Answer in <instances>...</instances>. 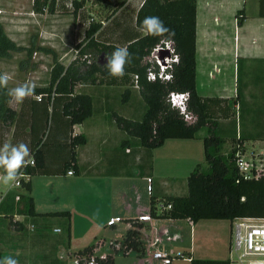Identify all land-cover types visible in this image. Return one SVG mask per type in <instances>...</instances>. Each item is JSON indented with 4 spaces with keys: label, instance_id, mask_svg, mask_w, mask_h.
Instances as JSON below:
<instances>
[{
    "label": "trees",
    "instance_id": "1",
    "mask_svg": "<svg viewBox=\"0 0 264 264\" xmlns=\"http://www.w3.org/2000/svg\"><path fill=\"white\" fill-rule=\"evenodd\" d=\"M86 1L94 4H111L112 0H71L72 7L60 4L63 14H71L82 26L85 23L83 12ZM69 2V0H68ZM196 2L197 0H144L135 19L125 23L127 28L123 44H106L98 41L100 24H90L85 31V47H94L98 54H109L117 47H127L134 59L126 65L122 78L111 77L104 66L91 63L84 72L73 62L64 68L58 62L53 50L39 47V51L51 55L53 68L49 85L35 88L33 96L25 98L18 110L9 103L7 89H0V146L10 135L11 143H25L30 156L19 174L28 176L20 180V186L27 193H7L0 200V258L12 256L19 264H68L59 256L60 250L70 249L71 222L69 212L37 213L33 198L30 197L29 179L44 175V164L52 149L58 148L57 156L68 150L64 171L78 172L75 149L86 143L83 135H73V127L92 116V99L89 95L74 94L77 85H103L114 83L129 84L130 77H137L136 85L146 111L140 121H133L114 115L118 129L127 135L121 147L131 146L129 139L137 141V146L147 150L161 147L167 140H193L197 133L206 128L203 141L206 169L198 165L187 177L186 196H165L159 200L150 195L148 215L151 219L184 220L193 223L201 220L232 222L235 219H264V169L258 177L243 179L236 166V153L240 151V138L231 140L230 152L224 153L225 140L216 133V120L234 116L233 100L201 97L196 92ZM123 3L118 6L121 7ZM59 5L56 0H33L32 12L54 14ZM240 12L237 13V17ZM146 16H157L169 32L159 36L143 34L140 25ZM113 17H107L108 21ZM113 21V19L111 20ZM172 42L178 62L167 71L170 79L149 77L151 66L147 57L158 45ZM28 50V54H31ZM24 51L6 35L0 22V59H8L13 53ZM82 49L80 54L82 55ZM157 72V68L153 69ZM0 73H2L0 71ZM187 94L186 115L196 120L190 123L185 114L170 104V94ZM129 90L123 94L124 100ZM40 98V99H38ZM6 138V139H5ZM28 140V141H27ZM59 144L56 141H60ZM62 149V150H61ZM56 156V155H55ZM57 157H53L56 161ZM67 171V172H68ZM46 175V174H45ZM19 197V201H15ZM170 207V208H169ZM22 216L25 220H15ZM53 219L61 220L57 226L60 236L51 233ZM25 221V222H23ZM122 242V251H135L143 254L139 230L142 224L132 220ZM33 232H29V227ZM99 244H91L74 252L77 264H113L112 255L96 254ZM115 250V249H114ZM116 252V250H115ZM190 258V264H231L230 261L197 260Z\"/></svg>",
    "mask_w": 264,
    "mask_h": 264
},
{
    "label": "crops",
    "instance_id": "2",
    "mask_svg": "<svg viewBox=\"0 0 264 264\" xmlns=\"http://www.w3.org/2000/svg\"><path fill=\"white\" fill-rule=\"evenodd\" d=\"M143 1L112 0L111 4H94L99 14L108 13L107 17L113 15L108 21L106 20L107 17L99 21L101 25L99 33L102 32L104 35L106 44H123L122 38L126 39V31L133 30L132 25L127 28L125 23H131L135 19ZM87 2L89 1H86L85 4ZM63 3L67 4L68 0H56V4L59 6L55 12L59 11L60 4ZM121 3L123 5L119 7L118 5ZM238 12L240 14L237 17ZM44 15L46 16V14ZM44 15L40 14L39 17L43 18ZM112 19L113 21H111ZM195 45L197 94L205 98L233 100L235 102V105L232 106L233 117L216 120V133L223 136L225 144L240 138V151L242 153L244 151L243 154L249 159L262 156L260 162L264 164V0H197ZM129 81V84L118 82L94 86L77 85L75 87L74 94L83 93L91 97L93 109L91 117L73 127V135H83L86 138V143L75 149L78 172L67 175L68 170L64 171L63 166L68 158V150H63L62 154L57 156L59 149H52L50 157L44 164V175L29 179L31 184L30 197L33 198L35 211L42 214L54 213L36 210L35 196L40 191L36 190L34 179H43L46 181L44 184L69 183L71 192L75 187H78L79 193H82L80 187L82 183L88 184L90 188L84 194H80L81 198H78V201L88 205L92 201L89 190L97 188L102 192V200L106 206L104 211L107 209L104 212L106 217L102 220L104 222L102 227L91 232L93 240L89 245L97 242H101L103 245L105 242L104 248L102 249V245H99L96 252L103 251V256L112 255L113 264H118L119 260L123 261L121 264H158L152 260V253L155 251L164 252L167 255L181 252L185 257L196 259L197 248L195 246H198L199 243L212 239H217L220 242V236L209 239L206 234H201L200 223L205 220L193 223L188 219H151L148 215L149 205L148 207L139 206L137 199L133 200V197H129L134 194L136 188V185H133L136 181L135 178H137L135 176H140V180L145 177L148 178L150 194L153 196L151 175H154L155 171L154 150L148 154L147 149L137 146V141L134 139H129L132 142L131 146L125 149L121 147V143L127 139V135L117 128L113 116L118 115L126 119L129 116L110 111V102L115 97L114 94L123 95L126 90H129V96L125 100L123 98L122 101L126 104L131 102L135 95L133 90H137V88L131 78ZM60 142L61 140L56 141L57 144ZM201 142L199 140L197 146L193 142L191 145H187L199 153L203 146V144L201 146ZM164 145L165 142L159 148H163ZM181 150H183V156H180V153L176 157L174 154H167V160L174 158L177 161L186 162L187 165L193 163L192 160L196 162L195 157L191 160V155L189 154L188 157L184 149ZM145 156L151 160L146 167L150 166L151 175L147 176L142 175V171L132 169L137 168L138 162H141ZM53 157H57L56 161H53ZM259 164L257 163V165ZM76 175L80 178H75ZM41 183L40 181L39 186L42 187ZM122 199L126 202L123 203ZM130 199L133 201L132 203L129 201ZM56 205L58 207V204ZM113 214H122L123 217ZM117 217H119V222L110 225V220L112 218L117 219ZM132 220L142 224L139 232L144 248L143 254L135 251H128L127 253L122 251L123 238L126 232L131 229L130 221ZM257 221L264 224V219ZM121 222L123 223L120 224ZM229 223L231 224V222ZM218 225L210 226L216 229L219 227ZM54 229L57 227L52 229V233H54ZM54 234H61V231ZM91 237L89 238L91 239ZM228 249L227 258L197 260L230 261L233 264L234 258L230 253V244ZM182 262L190 264L187 259L180 262L175 260L172 264ZM72 264H75L74 261Z\"/></svg>",
    "mask_w": 264,
    "mask_h": 264
},
{
    "label": "rangeland",
    "instance_id": "3",
    "mask_svg": "<svg viewBox=\"0 0 264 264\" xmlns=\"http://www.w3.org/2000/svg\"><path fill=\"white\" fill-rule=\"evenodd\" d=\"M32 5L33 0H0V22L4 28V31L9 39H11L17 46L23 47L24 49V51L13 53L8 59H0V71L2 73L7 72L10 76L7 89H11L26 82L35 84V88H46L49 85L51 70L53 68V58L51 55L40 52L38 49L39 47H46L53 50L56 54L58 62L62 64L64 68L75 62L79 66L81 73L84 72L87 66L91 63L98 64L101 53L98 54L94 47L86 48L84 46L85 43L82 44V42L85 39V31L88 26L93 23L99 24V21L107 17L108 13L99 14L96 5H94V3L91 4L89 1L84 5L83 12L85 14V23L84 26H82L83 23L81 24L71 14H63L62 8H59V11L54 13L56 17L51 14L43 13V15L46 14V16L44 15L43 18H40L39 15L32 12ZM104 8L106 9V7ZM105 37L107 38V36ZM104 39V35L98 37L99 43L103 42ZM31 48V54H28V50ZM82 49L84 50V53L81 55L80 52ZM150 63L151 65L155 64L154 62ZM130 78L134 81L135 85V78ZM133 91H135V95L132 97L131 102L127 104L122 101L124 98L122 94H114L115 97L112 99V102H110V111L117 113L119 112L121 115H128L129 117H125H128L129 120L140 121L142 120V117L146 111V105L139 95L138 88L137 90ZM10 105L18 110L21 104L12 102ZM106 118L108 119V117ZM109 119H111V116H109ZM205 136H207L206 128L197 133V138L193 139L194 141L167 140L165 141L163 148L156 150L154 149V175H151L150 166L146 168L151 161L147 156L143 157L141 162H138L137 168L135 167L132 169L142 171V175L152 176V193L153 196L157 198V200L170 195L184 196L187 194V177L189 174L195 170L198 165L201 166L202 170H205L207 167L204 161L202 146V139ZM199 140L202 141V151L198 153L195 152L196 149L194 150L188 145H191L193 142L197 146V144H199ZM5 143H11L10 135L7 137V141ZM232 146L233 145L231 142L224 144L223 152H230ZM182 148L188 157L191 155V160L195 157L196 162L192 160L193 163H189L187 165L186 162L177 161L174 158L167 160V154H174L176 157L179 156L178 153H180V156H183V150H181ZM151 151L152 150H146L148 154H150ZM243 156L247 160L249 159L245 154H243ZM255 158V163L262 161V156H259L258 158L257 156L252 157V159ZM2 173L3 169H0V174ZM135 177L134 178L136 181L133 185H136V188L134 189V194L132 196L130 195L129 197H133V200L137 199L139 206L148 207L151 195L147 183L148 178L145 177L143 180H140V176ZM75 178L80 177L76 175ZM18 180L25 181V179H19V177ZM34 180L36 190L40 191L35 196L37 211L55 212L57 209L56 212H69L72 224L71 245L69 251L67 252L61 249L59 256L64 260L66 259L68 264H72L73 261L75 262V259L72 257L68 258V255L70 256L73 254L71 252H77L78 250L88 246L93 240V235L91 232L102 227V223H104L102 220L104 217H106L104 212H106L107 209L104 211L106 206L102 200V192L97 188L90 189L89 194L92 201L89 200L90 203H88V205H84L78 201V198H81L80 194H84L86 190L90 188L88 184L86 185L82 183L80 186L82 188V193H79L78 187H75L71 192V189H69V187H71L69 186V183L62 182L60 184H44L46 181L43 179ZM40 181L42 182V187L39 186ZM13 183L10 185H4L2 182H0V200H2L7 193H27L21 187L18 189L14 188ZM45 186L46 188H43ZM41 189H44V191ZM129 201L131 203L133 202L131 199ZM125 202L126 201L123 200V203ZM56 204H58V207ZM113 215H119L120 217H123L121 216L122 214ZM17 218L19 220H25V218L22 216H16L15 220H18ZM95 219L98 220L95 221ZM117 219H119V217H117ZM60 221L61 220L59 219L51 220V222H54L55 224L54 226L50 227L51 233L52 229L56 228ZM122 223L123 222L120 224ZM214 224H219V227L213 229L214 227L210 225ZM200 226L201 227L199 228L201 229V234H206L209 239L220 236V242H218L217 239H212L199 243L198 246H195L197 248L195 258H227V253L229 252L228 247L232 236V227L229 221L205 220L200 223ZM28 230L29 232H33L31 227H29ZM55 235L60 236V234ZM89 237H91V239ZM97 244L102 245L101 242H97ZM116 244L117 242L115 245ZM104 246L105 242L102 245V249ZM111 247L114 248V246ZM96 254L103 256L104 252H96ZM231 256L235 258L234 255ZM177 261L180 262L183 260L180 259L176 260V262ZM121 262L123 261L119 260L118 264H121Z\"/></svg>",
    "mask_w": 264,
    "mask_h": 264
},
{
    "label": "built area",
    "instance_id": "4",
    "mask_svg": "<svg viewBox=\"0 0 264 264\" xmlns=\"http://www.w3.org/2000/svg\"><path fill=\"white\" fill-rule=\"evenodd\" d=\"M169 42H165L160 44L161 48L166 47V45ZM155 49V48H154ZM152 53V52H151ZM151 55V54H150ZM149 55V56H150ZM176 56L172 55V60L170 61L167 68L161 69V67L158 65L156 60H148L147 62L150 64L151 68L148 71L149 77L155 78L156 75H158L159 78H165L170 79V74L167 73L169 69H171V65L173 63H177L175 61ZM150 62H154L155 64L151 65ZM157 68V72H154L153 69ZM135 87L137 77L135 76ZM174 95H184V94H177V93H171L170 94V101L173 106V96ZM188 98V97H187ZM187 98L184 100V106ZM40 99V98H38ZM186 107V106H185ZM182 106H180L178 109L181 111ZM183 113V112H182ZM186 111L184 112V114ZM191 116V115H189ZM188 115L185 114V120ZM236 157V166L238 168L239 174L243 179H250L252 177H258L259 173L264 169V164L258 161L257 163H260L257 165L255 163V159H246L243 156V153L238 151L235 155ZM67 175H73L72 170L67 172ZM19 179H25V181L28 180V176L19 174ZM150 184V181H148ZM14 188L18 189L20 188V180H17L13 183ZM15 201H19V197H15ZM170 208V207H169ZM18 219V218H17ZM143 220V218H142ZM18 221H20L18 219ZM119 220L116 218H112L110 220V225L114 223H118ZM232 236H231V242H230V253L231 255H234V261L233 264H264V224L259 223L257 219H235L232 222ZM31 229L33 227L31 226ZM54 233H60V229H54ZM188 260L190 261V258L183 256L181 252H177L171 255H167L164 252L155 251L152 253V260L157 262L158 264H172L175 260ZM77 264V262H74ZM232 263V262H231Z\"/></svg>",
    "mask_w": 264,
    "mask_h": 264
},
{
    "label": "clouds",
    "instance_id": "5",
    "mask_svg": "<svg viewBox=\"0 0 264 264\" xmlns=\"http://www.w3.org/2000/svg\"><path fill=\"white\" fill-rule=\"evenodd\" d=\"M71 8V0L66 4ZM140 31L148 35L159 36L169 32L164 26L162 20L157 16H146L142 21ZM133 55L127 47H117L113 52L105 55V64L103 65L111 77L122 78L125 75V67L133 62ZM10 76L7 72L0 73V89H7ZM35 94V84L23 83L11 89H7L6 95L10 98L9 103H23L25 98ZM30 156V149L27 144L21 142L18 144L4 143L0 146V182L4 185H10L18 180L19 170L25 165L26 158ZM0 264H19V261L12 256L0 258Z\"/></svg>",
    "mask_w": 264,
    "mask_h": 264
},
{
    "label": "water",
    "instance_id": "6",
    "mask_svg": "<svg viewBox=\"0 0 264 264\" xmlns=\"http://www.w3.org/2000/svg\"><path fill=\"white\" fill-rule=\"evenodd\" d=\"M174 54V45L172 42H169L166 47L161 48L160 45H158L151 53V55L148 57V60H156V62L158 63V65L161 67V69L167 68L170 61L172 60V55ZM100 60L98 62V64L100 66H103L105 64V54L102 53L100 55ZM175 61L177 62L178 59L177 57L175 58ZM188 97L187 94L184 95H174L172 100H173V107L175 108H179L180 106H182L181 108V112H185L186 111V107L184 106V100ZM195 118L193 116H189L186 118V121L190 122V123H194L195 122Z\"/></svg>",
    "mask_w": 264,
    "mask_h": 264
}]
</instances>
